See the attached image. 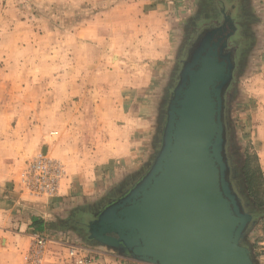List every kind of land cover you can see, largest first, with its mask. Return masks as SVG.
Segmentation results:
<instances>
[{
  "label": "rangeland",
  "instance_id": "rangeland-1",
  "mask_svg": "<svg viewBox=\"0 0 264 264\" xmlns=\"http://www.w3.org/2000/svg\"><path fill=\"white\" fill-rule=\"evenodd\" d=\"M221 3L232 13L234 3L242 4V19L247 25L248 39L244 43L248 50L238 84L227 103L230 143L231 137L234 143L229 145V153L243 182L245 199L257 216L248 236L249 245L253 249L264 248V191L262 196L253 193L245 167L248 156V168L259 166L264 179V0ZM221 3L218 6L217 0H0V132L9 140L13 139L11 133L22 136L21 142L28 151L27 161L16 169L18 188L14 186L13 190L31 201L59 197H34L23 186L22 175L40 153L63 166L62 182L69 158L81 159L77 165L82 174L97 171L99 166L93 162L97 159L95 151L107 148L109 140L105 136L110 102L114 105V98L130 96L132 89L127 84L139 88L140 79L147 72L141 68L150 62L149 58H141L140 52L161 51L165 39L169 41L170 54L160 62L162 72L157 88L148 93L152 129L148 155L141 166L149 162L159 136L165 98L191 29L211 12L221 13ZM150 66V70L157 67ZM116 106L121 110L123 102ZM10 144L6 149L12 147ZM140 168L123 174L133 175ZM123 176L76 206L95 207L116 191ZM16 193L5 197L11 196L14 201ZM69 215V209L49 215L45 222L55 224L53 229L26 232L10 246L0 241V264H79L80 258L84 264H145L87 244L71 225L59 226ZM39 238L44 240L42 245ZM73 248L79 251L76 257L70 254ZM260 257L264 259V253Z\"/></svg>",
  "mask_w": 264,
  "mask_h": 264
},
{
  "label": "water",
  "instance_id": "water-1",
  "mask_svg": "<svg viewBox=\"0 0 264 264\" xmlns=\"http://www.w3.org/2000/svg\"><path fill=\"white\" fill-rule=\"evenodd\" d=\"M236 6L224 5L223 23L196 31L186 48L144 171L72 221L87 244L145 264H260L248 240L257 216L233 182L229 153Z\"/></svg>",
  "mask_w": 264,
  "mask_h": 264
},
{
  "label": "crops",
  "instance_id": "crops-1",
  "mask_svg": "<svg viewBox=\"0 0 264 264\" xmlns=\"http://www.w3.org/2000/svg\"><path fill=\"white\" fill-rule=\"evenodd\" d=\"M163 41L164 47L161 51L140 52L141 58H149L150 62L145 63L146 65H143L141 68H146L147 72H145V78L140 79L141 83L138 86L139 88L136 89V86L127 84L132 89L130 96H126L124 99H121L120 96L114 98V105L113 101L110 102L111 107L109 106L110 109L107 118L108 133L105 136L109 139L106 145L107 148L101 151H95L97 159L93 160L99 166L98 170L91 174L89 172L82 174L79 171L80 166L77 165L81 159L69 158L67 161L69 164L65 168L67 173L65 182L61 183L59 197L46 201H31L24 197L23 194L16 193V190H13L15 187L16 189L18 188L16 169L27 161L28 156L26 155L28 151L23 147V143L21 142L22 136L11 133L10 136L13 139L9 140L5 134L0 132V234L2 233L4 235L0 238L1 242L10 246L17 236H21L26 232L35 231L32 224L36 218L45 222L46 217L49 215L59 214L67 209H69L70 215L66 220H62L59 226H72L74 219L85 212L95 211L108 198L121 191L144 171L154 154L153 152L149 162L143 165L145 167L141 166L148 155L149 139L152 129V110L149 112L148 93L150 89L154 90L157 88L159 84L158 80L162 72V64L160 62H164V59L170 54L169 41L165 39ZM150 65L157 66V69L150 70ZM72 87L77 88V86ZM118 102L119 104L123 102L121 110H117L119 108V106H116L119 105ZM106 108L108 109V104ZM117 129L118 131H116ZM157 140L158 138L155 141L153 149L157 145ZM9 144L12 147L6 149ZM13 147L17 150H12ZM25 156L26 158H23ZM138 167L141 168L133 175L127 176L123 174L124 172H129L130 174L131 170ZM119 175L125 178L120 181L118 188L115 189L116 191L106 196L104 200L98 202L95 207L93 206L94 208L76 206L81 200L98 194L101 188H104ZM12 193L17 194V198H14V201L16 200L15 203L13 197H5V194L13 195ZM45 223L47 229L55 227V224ZM254 249L256 253L260 252V255H263L264 248L259 247ZM260 255L257 254L260 264H264V259L261 260Z\"/></svg>",
  "mask_w": 264,
  "mask_h": 264
},
{
  "label": "flooded vegetation",
  "instance_id": "flooded-vegetation-1",
  "mask_svg": "<svg viewBox=\"0 0 264 264\" xmlns=\"http://www.w3.org/2000/svg\"><path fill=\"white\" fill-rule=\"evenodd\" d=\"M221 2H223V0H217V5L219 6ZM221 4H222V6L224 5V3H221ZM236 4H237L236 8L238 7V11L236 12L238 14V16L233 17V18L235 19V24L237 25V27L239 29L236 32L235 36H233L229 39V48L237 49L236 50V52H237V54H236L237 68L235 70L233 82H232L231 87L229 89L228 97L232 95L234 87L236 86V84H238L237 83L238 75H239V72H240L242 65L244 63L245 53L248 50L247 44L244 43V41H247L248 36L246 33L247 25L244 24L243 19H242L243 14L241 12V10H242L241 7H243V5L241 4V6H239L238 3H236ZM239 8H240V11H239ZM222 23H223V15L220 12H216V13L211 12L210 14L207 15V17L203 18L201 21L197 22L196 24L194 23V25H193L194 28L192 27V29H191V32H190L191 34L188 38V41L186 42V46H185V49L183 50V52H185L186 48L190 45V43H192V41L196 35V31H198V30H200L206 26H218V25H221ZM183 55L184 54H182V58H183ZM180 61H181V59L177 63L176 73L178 71ZM176 73H175V79H174L172 85L174 84V82L176 80ZM172 85L170 86V89H171ZM169 92H170V90H169ZM168 98H169V94L165 98V107H166V103H167ZM164 112H165V108H164V111L162 113L161 121L164 117ZM157 144H158V140H157ZM232 179H233L234 184L236 185L238 192L240 193L241 197L244 199L245 203L247 204L248 209L250 211H254L253 208H251L252 204L250 202L246 201V199H245V196L243 193V182L239 179L237 168L234 167L233 165H232ZM110 198H108L107 200H109ZM252 228H253V226H252Z\"/></svg>",
  "mask_w": 264,
  "mask_h": 264
},
{
  "label": "built area",
  "instance_id": "built-area-1",
  "mask_svg": "<svg viewBox=\"0 0 264 264\" xmlns=\"http://www.w3.org/2000/svg\"><path fill=\"white\" fill-rule=\"evenodd\" d=\"M64 173L60 163L52 161L40 153L28 165L21 181L30 195L39 198H54L59 195ZM38 243L42 245L44 240L39 238ZM78 252L73 248L70 254L72 257H76ZM78 262L79 264L85 263L81 258Z\"/></svg>",
  "mask_w": 264,
  "mask_h": 264
},
{
  "label": "trees",
  "instance_id": "trees-1",
  "mask_svg": "<svg viewBox=\"0 0 264 264\" xmlns=\"http://www.w3.org/2000/svg\"><path fill=\"white\" fill-rule=\"evenodd\" d=\"M233 138L231 137L230 147L233 146ZM251 158L247 156L246 159V175L248 178V184L250 188H252L254 194H258L262 196V191H264V179L259 166L251 170L248 168V163L250 164ZM32 227L36 232H44L46 227V223L42 220H38L37 218L33 221ZM53 229V228H52Z\"/></svg>",
  "mask_w": 264,
  "mask_h": 264
}]
</instances>
